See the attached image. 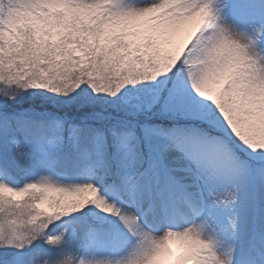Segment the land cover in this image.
I'll return each mask as SVG.
<instances>
[{"label": "rangeland", "instance_id": "obj_1", "mask_svg": "<svg viewBox=\"0 0 264 264\" xmlns=\"http://www.w3.org/2000/svg\"><path fill=\"white\" fill-rule=\"evenodd\" d=\"M67 1L1 0L0 21L5 34L27 21L40 32L38 8L60 7ZM70 1L83 8L109 4L111 12L104 34L116 30L124 20L133 49L137 47L134 41L151 30L163 26L173 37L197 21L202 10H208V19L198 28L196 44L185 55L187 68L174 77L165 95L161 91L170 69L153 71L148 93L137 94L135 104L148 108L161 95L165 110L206 120L221 133L207 137L194 126L174 125L167 131L147 126L143 128V155H138L140 139L133 131L115 138V162L129 171L121 184L105 181L102 173L92 169H86L80 177V186L92 198L90 215L98 221L88 233V244L95 246L96 253L87 247L81 264H264V156L248 151L240 142L237 145L235 137L209 115V102L194 92L190 82L193 77L224 80L228 71L246 68L247 75L231 97L240 106L254 107L245 110L248 115L232 130L250 146L264 147V47L260 44L264 24L258 12L236 3L228 16L227 0ZM76 53L81 54L79 50ZM160 82L162 87L158 86ZM8 95L0 91L1 97ZM123 96L127 99L128 93ZM0 108L4 119L12 117L18 124L25 119L45 121V128L34 132L43 131L49 148L67 143L76 126H66L59 118H38L45 116L40 110L9 113L1 104ZM251 119L262 130L261 138L255 141L246 122ZM66 128H70L67 136L63 135ZM33 135L23 132L13 140L26 158L32 152L27 148ZM86 152L88 157L93 155L91 147ZM143 160L139 170L137 165ZM84 161L88 164L93 160ZM5 163L0 153V165ZM0 187L14 196L20 191L2 182ZM177 191L186 201L176 200ZM37 204L51 210L45 201ZM242 209L247 211L250 223L245 229H234ZM27 241L24 231L0 226V256L5 254L3 247H12L7 251L24 256L21 246Z\"/></svg>", "mask_w": 264, "mask_h": 264}, {"label": "trees", "instance_id": "obj_2", "mask_svg": "<svg viewBox=\"0 0 264 264\" xmlns=\"http://www.w3.org/2000/svg\"><path fill=\"white\" fill-rule=\"evenodd\" d=\"M38 10L40 32L31 22H24L5 34L0 22V82L19 85L7 97L0 96V104L9 113L40 110L46 117H59L77 126L69 145L51 151L44 145L43 131L31 136L32 152L24 158V152L11 141L23 132L12 117L5 118L8 124L0 132V153L6 162L3 167H7L0 182L20 191L14 196L0 187V226L26 233L28 241L21 248L30 264H81L87 229L97 224L89 212L91 197L72 172L84 160L87 146L98 155L92 169L103 171L109 180L114 171L121 177L122 170L113 168L111 161L116 151L114 139L124 132L131 130L141 139V153L145 151L143 125L167 129L179 123L196 126L210 137L221 133L206 120L165 110L161 95L148 108L135 104L137 94L148 93L152 72L161 67L171 70L175 61L163 50L131 48L126 22L105 35L108 5L79 8L68 1L61 7ZM183 66L175 74L169 73L162 95L186 69L185 59ZM246 73L239 68L228 71L221 96L232 99ZM39 201H45L51 210L41 208Z\"/></svg>", "mask_w": 264, "mask_h": 264}, {"label": "snow or ice", "instance_id": "obj_3", "mask_svg": "<svg viewBox=\"0 0 264 264\" xmlns=\"http://www.w3.org/2000/svg\"><path fill=\"white\" fill-rule=\"evenodd\" d=\"M236 3H239L245 10L257 11L261 18V24H264V0H227L225 12L228 14V16L229 9L232 8ZM233 22L236 23L235 21ZM196 24L197 22L195 20L192 21V23L186 25L183 30L179 32V34L173 37H170L168 35L167 29L161 26L159 28L151 30L141 37H138L136 41H134V44L139 47L151 48L157 52H160L162 50L166 51L175 59L174 66L166 74H175L182 67H184L183 60L185 55H187L189 49L193 48L196 44V36L199 34ZM239 25L242 27L248 26L242 24ZM260 44L262 47H264V36H261ZM190 82L192 89H194V92L199 97L204 98L209 102L208 107L211 109L209 115L216 118L218 123L223 125L228 133L234 136L248 151L252 153H259L261 156H264V147L250 146L249 144L241 140L240 137L237 136L236 133L232 130L233 126H236L238 122H240L245 118V116L248 115L245 110L254 107V105L245 104L243 106H240L232 101L230 97L220 96L219 93L221 92L222 88L226 86V81L219 79H205L202 81L197 77H193L190 79ZM0 85L3 86V94H6L13 89L19 90V85L16 84H7L0 82ZM113 95H115V93H113ZM246 122L248 123V131L253 140L255 141L256 139L261 138L262 130L258 126L256 120L251 119ZM7 124L8 122L3 118V115L0 114V132L4 130ZM45 125V121L25 120L19 122L18 128L22 132H31L34 129H44ZM3 248L6 251L3 256H0V264H30V257L21 256L15 252L7 251V249L12 247Z\"/></svg>", "mask_w": 264, "mask_h": 264}, {"label": "bare ground", "instance_id": "obj_4", "mask_svg": "<svg viewBox=\"0 0 264 264\" xmlns=\"http://www.w3.org/2000/svg\"><path fill=\"white\" fill-rule=\"evenodd\" d=\"M176 200H179V201L185 200L186 201V198L184 197L183 193H181L180 191H177V199ZM246 213H247V211L242 209V211L240 212V215H239V220H237L234 229H236V228H244L245 229L246 226L250 223V220L247 219ZM187 214H189V213H187Z\"/></svg>", "mask_w": 264, "mask_h": 264}]
</instances>
